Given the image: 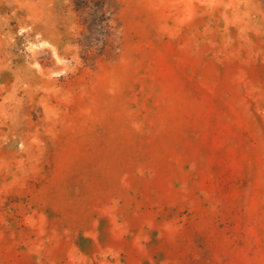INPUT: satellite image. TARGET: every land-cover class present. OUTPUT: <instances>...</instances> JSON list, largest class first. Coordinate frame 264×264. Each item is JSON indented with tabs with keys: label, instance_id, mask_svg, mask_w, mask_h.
Here are the masks:
<instances>
[{
	"label": "rangeland",
	"instance_id": "1",
	"mask_svg": "<svg viewBox=\"0 0 264 264\" xmlns=\"http://www.w3.org/2000/svg\"><path fill=\"white\" fill-rule=\"evenodd\" d=\"M0 264H264V0H0Z\"/></svg>",
	"mask_w": 264,
	"mask_h": 264
},
{
	"label": "trees",
	"instance_id": "2",
	"mask_svg": "<svg viewBox=\"0 0 264 264\" xmlns=\"http://www.w3.org/2000/svg\"><path fill=\"white\" fill-rule=\"evenodd\" d=\"M74 3H75V9L80 13H83L87 7L90 8L94 7L95 10L105 11V0H95L93 3L94 5L92 6L89 0H74Z\"/></svg>",
	"mask_w": 264,
	"mask_h": 264
}]
</instances>
